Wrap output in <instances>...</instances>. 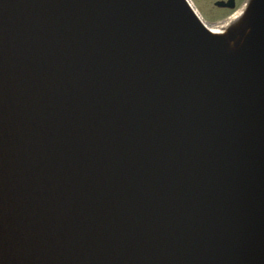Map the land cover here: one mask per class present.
<instances>
[{
    "label": "water",
    "instance_id": "1",
    "mask_svg": "<svg viewBox=\"0 0 264 264\" xmlns=\"http://www.w3.org/2000/svg\"><path fill=\"white\" fill-rule=\"evenodd\" d=\"M247 32L229 65L182 0H0V264H264Z\"/></svg>",
    "mask_w": 264,
    "mask_h": 264
},
{
    "label": "bare ground",
    "instance_id": "2",
    "mask_svg": "<svg viewBox=\"0 0 264 264\" xmlns=\"http://www.w3.org/2000/svg\"><path fill=\"white\" fill-rule=\"evenodd\" d=\"M182 1L184 2L190 14L197 21L203 33L214 44L226 64H235L237 60L245 56L246 52L248 51L247 48L251 43V32H247L246 35L242 37L241 43L240 38H236L241 44V47H235L234 41L229 42L226 39L227 28L232 26L234 22L241 18L243 14L242 9L235 12V14L232 15L229 19L220 22L219 25H209L203 21L202 17L200 16L191 0Z\"/></svg>",
    "mask_w": 264,
    "mask_h": 264
},
{
    "label": "flooded vegetation",
    "instance_id": "3",
    "mask_svg": "<svg viewBox=\"0 0 264 264\" xmlns=\"http://www.w3.org/2000/svg\"><path fill=\"white\" fill-rule=\"evenodd\" d=\"M209 2L211 1L209 0ZM218 3H220V5ZM262 6L264 7V0H212V9L229 11V13L223 18L229 16V14L233 12L239 11L240 9L243 10L241 18L227 28V38L232 37V39L243 36L247 29L255 26L257 12ZM201 17L209 25L220 23L219 19L211 21L204 19L203 16Z\"/></svg>",
    "mask_w": 264,
    "mask_h": 264
},
{
    "label": "rangeland",
    "instance_id": "4",
    "mask_svg": "<svg viewBox=\"0 0 264 264\" xmlns=\"http://www.w3.org/2000/svg\"><path fill=\"white\" fill-rule=\"evenodd\" d=\"M195 8L199 11L201 16L206 20H220V22L229 19L231 15H234L235 12L229 14V16L223 18L229 13V11H222L217 9H212V0H191ZM222 19V20H221Z\"/></svg>",
    "mask_w": 264,
    "mask_h": 264
}]
</instances>
